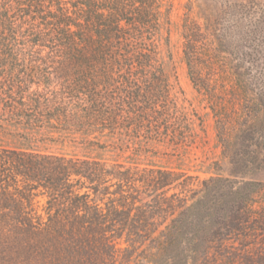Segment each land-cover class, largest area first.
<instances>
[{
    "label": "trees",
    "instance_id": "trees-1",
    "mask_svg": "<svg viewBox=\"0 0 264 264\" xmlns=\"http://www.w3.org/2000/svg\"><path fill=\"white\" fill-rule=\"evenodd\" d=\"M184 6L186 73L221 155L259 170L264 10L223 0L200 23ZM172 8L0 0V139L13 140H0V264H264V184L223 177L214 162L186 188L192 176L151 161L159 145L193 139L199 119L179 102ZM55 133L78 153L47 150Z\"/></svg>",
    "mask_w": 264,
    "mask_h": 264
},
{
    "label": "rangeland",
    "instance_id": "rangeland-1",
    "mask_svg": "<svg viewBox=\"0 0 264 264\" xmlns=\"http://www.w3.org/2000/svg\"><path fill=\"white\" fill-rule=\"evenodd\" d=\"M188 1L192 3L191 16L200 23H205L206 17L216 19L224 6L223 0H172L173 8L170 17L171 24L167 48L171 53L178 85L183 92L182 95H179V102L189 111H193L196 117L199 118L195 120L193 127L196 135L182 145H159V153L156 157H152L151 161L157 165L171 168L176 172L182 171L186 175L192 176L193 178L187 181L188 185L186 188H198L203 179L213 175L214 162H217L220 166L221 170L219 173L223 177L243 178L245 181H256L264 184V163L259 170L240 173L239 170L229 165L227 160L222 157L221 147L215 136L214 116L203 96L194 89L187 76L186 65L182 55V20L186 11L184 5ZM245 1L252 3L251 11L253 13L254 11L260 13L264 10V0ZM53 136L58 138L56 133ZM70 139H72L70 135L62 134L55 142H48L43 146L47 147V150L58 153H78V148L73 145ZM0 140L3 143L8 142V144L13 142V140L5 137ZM175 191L179 192L180 190L175 189ZM35 201L41 206L44 199L36 197Z\"/></svg>",
    "mask_w": 264,
    "mask_h": 264
}]
</instances>
